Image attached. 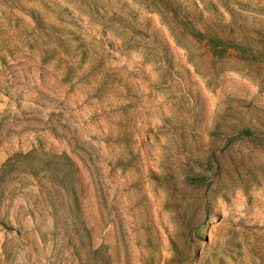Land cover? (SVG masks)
Here are the masks:
<instances>
[{
    "label": "rangeland",
    "instance_id": "rangeland-1",
    "mask_svg": "<svg viewBox=\"0 0 264 264\" xmlns=\"http://www.w3.org/2000/svg\"><path fill=\"white\" fill-rule=\"evenodd\" d=\"M0 264H264V0H0Z\"/></svg>",
    "mask_w": 264,
    "mask_h": 264
}]
</instances>
